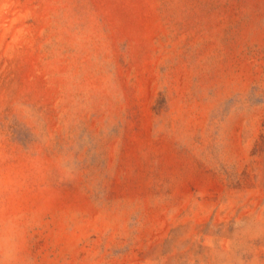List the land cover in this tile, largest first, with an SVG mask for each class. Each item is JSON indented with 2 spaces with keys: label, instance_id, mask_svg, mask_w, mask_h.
Listing matches in <instances>:
<instances>
[{
  "label": "rangeland",
  "instance_id": "1",
  "mask_svg": "<svg viewBox=\"0 0 264 264\" xmlns=\"http://www.w3.org/2000/svg\"><path fill=\"white\" fill-rule=\"evenodd\" d=\"M0 264H264V0H0Z\"/></svg>",
  "mask_w": 264,
  "mask_h": 264
}]
</instances>
